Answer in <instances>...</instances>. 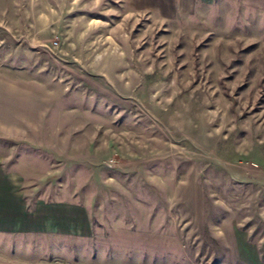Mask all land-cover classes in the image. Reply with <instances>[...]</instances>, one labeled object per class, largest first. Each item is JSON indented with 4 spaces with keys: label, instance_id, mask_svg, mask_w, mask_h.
<instances>
[{
    "label": "rangeland",
    "instance_id": "374dc122",
    "mask_svg": "<svg viewBox=\"0 0 264 264\" xmlns=\"http://www.w3.org/2000/svg\"><path fill=\"white\" fill-rule=\"evenodd\" d=\"M13 198L0 264H264V0H0Z\"/></svg>",
    "mask_w": 264,
    "mask_h": 264
},
{
    "label": "crops",
    "instance_id": "0c3cea01",
    "mask_svg": "<svg viewBox=\"0 0 264 264\" xmlns=\"http://www.w3.org/2000/svg\"><path fill=\"white\" fill-rule=\"evenodd\" d=\"M22 211H23V204L18 205V201L15 200V198L9 199V200L7 199L0 200V219H4L7 222L12 220V218L13 219L18 218V221L22 220L19 222V224L20 226L23 225L24 227H27L29 229V232L27 233L34 234L33 232H38V231L42 232L43 230L44 231L49 230V229L55 230L59 228V230H57V235H54V236H60L62 234L60 230L61 228H64V227H58L59 223L55 221V220L61 219V217L64 218L63 216H60V214H57V213H60L59 211L50 209L51 212H44L41 215V218H39L40 217L39 212L36 211V213L33 214L34 216L33 215L30 216V221L28 217L22 214ZM67 216L68 214L66 215V217ZM40 219H41V222H39ZM54 222H57L58 224V226L55 225L56 228H54L55 226H53ZM17 232L19 231H16V233Z\"/></svg>",
    "mask_w": 264,
    "mask_h": 264
}]
</instances>
